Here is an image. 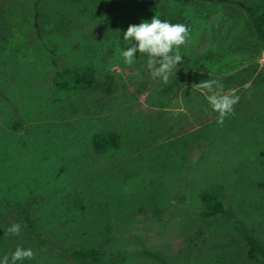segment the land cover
Instances as JSON below:
<instances>
[{"label":"rangeland","instance_id":"1","mask_svg":"<svg viewBox=\"0 0 264 264\" xmlns=\"http://www.w3.org/2000/svg\"><path fill=\"white\" fill-rule=\"evenodd\" d=\"M227 1L0 0V257L19 246L33 256L17 264H79L70 253L93 248L100 264H264L242 240L264 244V46L239 6L260 0ZM113 14L189 21L167 82L146 54L124 64L125 30L97 20ZM63 70H92L94 88L58 92ZM208 80L238 97L222 124ZM108 134L116 148L95 152ZM209 191L226 216L201 218Z\"/></svg>","mask_w":264,"mask_h":264},{"label":"trees","instance_id":"2","mask_svg":"<svg viewBox=\"0 0 264 264\" xmlns=\"http://www.w3.org/2000/svg\"><path fill=\"white\" fill-rule=\"evenodd\" d=\"M120 0H115L119 2ZM181 3H189L191 0H177ZM207 2L231 3L227 0H203ZM240 8L244 9L250 15V26L254 32L256 40L264 46V0H260L259 4L254 7H246L239 4ZM38 18V14L36 19ZM161 20H168L170 23L184 24L189 27L187 19H175L163 17ZM102 24L108 26L112 30H126L130 25L128 20L119 14H113L105 18H97ZM52 86L58 92H73L89 91L95 86V77L92 70H63L53 75L51 79ZM117 146V136L108 134L93 138L92 147L97 153H103L110 149H115ZM199 201L203 207L201 218L212 219L218 216H226V206L222 199L213 191L203 192L199 195ZM19 218L24 228L35 234V223L28 210L22 209L19 212ZM242 240L244 242L246 252V260L252 263L258 260L264 261V244L256 240L248 232H243ZM70 258L79 264H100L101 252L98 249L76 250L70 253Z\"/></svg>","mask_w":264,"mask_h":264},{"label":"clouds","instance_id":"3","mask_svg":"<svg viewBox=\"0 0 264 264\" xmlns=\"http://www.w3.org/2000/svg\"><path fill=\"white\" fill-rule=\"evenodd\" d=\"M187 36L188 29L184 24L170 23L155 15L150 21L127 27L123 32V43L131 46L126 49L120 47V56L125 65H131L136 59L134 53L146 54V68L154 78L159 77L167 82L168 73L176 69L178 62H182L179 48L185 43ZM201 86L210 93L205 99L209 107L219 115L217 124H222L224 117L231 113L238 97L234 94L219 95L218 89L221 86L214 80L205 81ZM20 231L21 226L18 223L8 228V232L14 236H18ZM32 256L31 248L17 246L10 260L7 255L0 257V264H17L18 261L31 259Z\"/></svg>","mask_w":264,"mask_h":264},{"label":"crops","instance_id":"4","mask_svg":"<svg viewBox=\"0 0 264 264\" xmlns=\"http://www.w3.org/2000/svg\"><path fill=\"white\" fill-rule=\"evenodd\" d=\"M245 11V10H244ZM249 14V13H248ZM250 28H251V26H250Z\"/></svg>","mask_w":264,"mask_h":264}]
</instances>
